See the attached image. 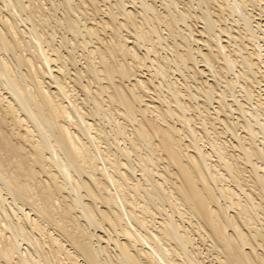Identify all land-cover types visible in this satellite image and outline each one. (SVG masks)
Returning a JSON list of instances; mask_svg holds the SVG:
<instances>
[{"label":"bare ground","instance_id":"6f19581e","mask_svg":"<svg viewBox=\"0 0 264 264\" xmlns=\"http://www.w3.org/2000/svg\"><path fill=\"white\" fill-rule=\"evenodd\" d=\"M256 9L0 0V264H264Z\"/></svg>","mask_w":264,"mask_h":264},{"label":"rangeland","instance_id":"374dc122","mask_svg":"<svg viewBox=\"0 0 264 264\" xmlns=\"http://www.w3.org/2000/svg\"><path fill=\"white\" fill-rule=\"evenodd\" d=\"M254 12H256V13L259 12L258 15H257L256 13H254V15H256V18H259V17H260V16H259L260 11L256 9V10H254ZM263 18H264V17H262V18L260 17L261 21H262ZM263 20H264V19H263ZM263 24H264V21H263Z\"/></svg>","mask_w":264,"mask_h":264}]
</instances>
